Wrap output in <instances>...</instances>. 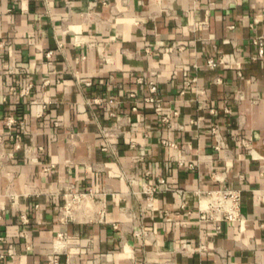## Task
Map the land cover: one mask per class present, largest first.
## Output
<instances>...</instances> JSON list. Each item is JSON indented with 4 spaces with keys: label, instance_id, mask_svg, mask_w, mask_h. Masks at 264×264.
<instances>
[{
    "label": "crops",
    "instance_id": "1",
    "mask_svg": "<svg viewBox=\"0 0 264 264\" xmlns=\"http://www.w3.org/2000/svg\"><path fill=\"white\" fill-rule=\"evenodd\" d=\"M263 34L264 0H0V264H47L58 232L60 264H264ZM69 185L105 221L59 222ZM226 186L244 221L200 222Z\"/></svg>",
    "mask_w": 264,
    "mask_h": 264
},
{
    "label": "built area",
    "instance_id": "2",
    "mask_svg": "<svg viewBox=\"0 0 264 264\" xmlns=\"http://www.w3.org/2000/svg\"><path fill=\"white\" fill-rule=\"evenodd\" d=\"M253 43L258 48V53L255 58L264 57V34L255 36ZM222 60L209 59L206 66L208 68H216ZM139 82L145 83L149 87L150 94L145 98L147 102L155 104V110L161 114L163 112V104L158 94V85L153 79L138 78ZM193 78L186 81V86L193 85ZM131 98H135V94L131 93ZM264 100L263 96H256L255 101L259 102ZM137 109V106L134 107ZM178 112L174 111L170 116L161 114V120L170 124V128L176 125L173 123V116ZM5 134L9 136L10 140L17 148L20 146L21 137L26 133V128L23 120L12 115L5 119ZM213 133H217V127L212 129ZM164 143H167L164 141ZM4 144L3 135L0 134V148ZM109 143L105 146L104 150L109 149ZM219 147V146H218ZM51 170L52 166L47 167ZM63 203L59 206L58 220L61 223L67 224L70 222H85V221H105L106 217V193L96 190H80L74 186L69 185L64 189ZM198 196V210L200 222H236L244 221L245 217L242 212V191L234 187H221L211 190H197ZM23 221L27 222L28 219L23 216ZM26 237L25 233H22ZM3 237H0V242ZM68 234L66 232H58L53 248L47 251V264H60V256L66 249ZM9 254L14 256L15 251L9 250ZM5 257L4 254L0 255V261Z\"/></svg>",
    "mask_w": 264,
    "mask_h": 264
}]
</instances>
